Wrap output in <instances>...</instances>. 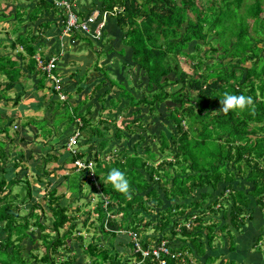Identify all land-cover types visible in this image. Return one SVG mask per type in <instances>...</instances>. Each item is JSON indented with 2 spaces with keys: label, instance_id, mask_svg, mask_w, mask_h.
<instances>
[{
  "label": "trees",
  "instance_id": "obj_1",
  "mask_svg": "<svg viewBox=\"0 0 264 264\" xmlns=\"http://www.w3.org/2000/svg\"><path fill=\"white\" fill-rule=\"evenodd\" d=\"M31 1L34 7L25 21L21 13L14 14L16 39L10 42L0 37V47L11 46L14 50L16 44H20L29 57L32 71L36 65L33 56L39 35H28L29 31L19 33L20 26L28 20L35 23L50 9H59L54 7L52 0ZM91 1L96 4L93 8L101 12H115V16L104 22L100 42L107 35L108 24L115 23L122 30L120 46L108 47L106 51L113 54V67L117 71L98 68L105 75L96 84V89L101 92H97V96H80L79 87V93L71 100L72 86L57 76L66 98L61 100L58 91L47 86L50 98L47 106L53 108V122L28 120L22 125L33 124L36 136L28 134L25 137L27 132L22 135L18 125L13 129L14 135H10L9 128L13 127L14 120L3 116L0 110V135L12 143L22 142L23 147L15 153L12 147L6 150V141L0 138V223L3 234L0 264H77L75 256H55L56 252L66 253L69 245L77 240L85 247L83 251L90 259L89 264H160L150 254L143 257L141 252H135L130 237L127 242L129 254L115 250L112 240L123 231L136 232L142 249H150L153 244L165 240L171 252L181 254L178 260L170 255L162 256L164 264H182L183 261L185 264H194V261L202 264L200 257L212 250L216 242L226 241L228 252L236 251L235 231L242 233L244 225L256 217L257 210L264 213V0L250 3L245 0H203L199 5L197 0H98L99 5L95 0ZM77 12L82 15V11ZM9 18L0 16L4 24H9ZM40 26L44 28L48 23L41 22ZM3 33L9 31L5 29ZM210 33L215 37V43L208 40ZM191 44L196 49L188 52ZM204 45L209 47L202 55ZM103 46L96 48L101 50ZM181 56L193 61L190 74L181 68ZM227 56L230 60L224 62ZM211 59L213 62H209ZM17 62L12 55L0 54V75L8 79L1 91L10 90L18 79ZM129 68L137 71L131 78L139 80L142 86L144 84L142 90L139 88V97L120 83L122 72ZM36 70L41 75L39 82L43 87L46 74L42 69ZM56 70L57 61L53 73ZM137 73L141 75L139 79ZM176 84L178 88L168 89L169 85ZM113 88L121 89L120 93L114 94ZM3 92L0 99L6 97ZM225 93L250 96L252 104L244 110L224 113L221 99ZM167 102L174 105L169 117L175 131L170 137L165 131L160 132L157 153L151 150L149 143L143 145L144 148L138 143L131 154H128L127 146H109L111 140L123 137V130L116 128L110 136V128L102 120H95L97 113L106 121L105 117L121 116L129 120L125 127L132 132L131 126L143 120L140 115L143 108L155 115ZM75 131H79V138L73 155L67 150V142ZM93 137L99 140L94 143L90 140ZM54 139L57 142L49 146ZM83 139L85 142H81ZM139 140H143L142 134H139ZM85 143L89 148L81 150L80 146ZM48 150H52L50 155ZM107 154L111 155L109 160L104 158ZM158 156L159 161L155 164ZM77 158L93 164L95 181L88 168L73 169L71 175L65 174L62 178L68 181L70 193H82L80 179L88 180L92 193L100 191L92 208L97 214L101 233L96 239L98 242L108 238V245L96 244L94 236L85 245L80 235L71 237L76 228L72 222L77 215L70 214L67 207L59 203L58 198L62 196L56 194L55 187L43 196L47 199V212L35 202L26 214L20 215L15 203L17 198L24 202L32 199L29 174L36 175L39 181L45 176L50 179L51 175L56 177V168L48 170L46 164L49 161L63 163L69 160L73 163ZM29 166L33 168L32 173H29ZM112 168L126 174L130 182L129 193L115 190L107 181ZM8 174L11 177L7 178ZM14 185L23 187L25 194L21 196L16 192L13 195ZM90 193H87L88 197ZM155 208L160 209L155 221L144 216ZM90 213L91 210L84 225ZM47 218L51 221L50 226L44 222ZM69 223V229L61 234ZM260 228L264 230V223ZM35 229L40 231L38 241L43 250L38 254V248L29 249L26 254V241L32 240L31 231ZM262 237L264 235L259 234L255 245ZM111 248L114 251L111 252ZM229 259L225 257L219 264H237ZM215 260L209 255L203 264Z\"/></svg>",
  "mask_w": 264,
  "mask_h": 264
},
{
  "label": "rangeland",
  "instance_id": "obj_2",
  "mask_svg": "<svg viewBox=\"0 0 264 264\" xmlns=\"http://www.w3.org/2000/svg\"><path fill=\"white\" fill-rule=\"evenodd\" d=\"M7 1L9 0H2L1 1V5L4 6L5 3H7ZM31 1V0H30ZM71 4H74V7L76 9V2L77 0H68ZM79 1V5L82 6H87L88 3H91L92 5V1L91 0H78ZM203 0H197L196 3H198V5L202 2ZM214 1H219V0H214ZM253 0H245L246 3H250ZM205 2V1H204ZM9 5V4H8ZM12 8H14V13H21L23 15V20H26V14L23 13V11L21 10L20 6L18 4L15 5H11ZM9 7V6H8ZM8 7H5L4 10H6ZM8 10V9H7ZM85 11L83 10L81 12V16H86L87 14H84ZM6 14V12H5ZM84 14V15H83ZM191 15V14H190ZM115 15H110L108 17H106V20L113 17ZM192 16V15H191ZM105 20V21H106ZM1 26V24H0ZM103 26H105V23H103ZM109 24L107 27V35H105L104 37V41L106 43H108L109 37L112 35L111 31L113 32V36L115 35L116 38H113L114 41L117 43L118 46H120V37L122 34V30L115 24V23H111V26L109 28ZM22 27V25L20 26V28ZM1 28V27H0ZM264 33V30H263ZM0 37L5 38L4 41H7L8 35H6L3 32H0ZM208 40L211 42L215 43V37L210 33L208 36ZM97 43L93 44L94 46ZM208 45H204L203 46V50L201 52V54L203 55V53L208 49ZM4 49H7L8 52H12V48L11 46H5ZM196 49V46L194 44H191L188 47V52H193ZM2 50H0V54H1ZM8 52H7V56H8ZM201 55V56H202ZM16 59V58H15ZM17 60V59H16ZM213 59L209 60V62H213ZM230 58L227 56L224 59V62H229ZM234 61V60H232ZM192 60L190 58H185V57H180V61L179 64L181 66V68L186 71V73L190 74L192 72ZM246 65H249V62L246 63ZM137 72L135 71V68L131 69H126L125 72H122V75L120 76L119 80L120 83L125 85V87L130 90L132 93L135 94L136 97L141 96L140 90H142L144 88V84L143 86L140 84L141 82H137V79L134 81L131 78V75ZM138 74V73H137ZM141 77V75L138 74V79ZM170 77H173L172 75ZM178 84L176 85H169L168 89L170 90H174L176 88H178ZM140 88V90H139ZM116 91L114 92V94L120 93L121 89H116L113 88ZM9 94L12 96L13 92H9ZM64 95V94H63ZM15 96V95H14ZM66 97V96H65ZM25 99H23L24 101ZM72 100V99H71ZM2 101H0V110L1 112L4 113L7 112L8 113H12L11 112V102L8 103V105L2 106ZM173 103L171 102H167L165 104H162L161 107V112H156L155 115H153V113L148 112L147 108H143L141 111V117H143V120L137 124H134L131 126V129L133 130L132 132L130 130H127L125 127V124L129 122V120L123 119L121 118V116L119 118H109V117H105L108 119V121H106L105 119H103V117H99V113L96 114V119L95 120H102L104 125H107L110 128L111 134L110 136L114 135L115 129L116 128H120L123 130V137L119 140V139H115V140H111L110 142H108L109 146L111 145V147L113 145H119L121 148H124L125 146L128 147V154H131V152L133 151V149L137 146L138 147V143L139 145L143 147V145H146V143H149V146L151 144V150L157 153V146L159 145L158 143V136L160 134V132L163 130L165 131V133L167 134L168 137L171 136V134H174V124L172 122V119L169 117V112L170 110L173 108ZM105 116V115H104ZM111 120V121H110ZM18 121V120H17ZM15 122L14 124L18 123ZM188 121L186 120L184 122V124L187 126ZM142 124V125H141ZM13 125V124H12ZM14 127H10L9 128V133L10 135L13 134ZM139 134L143 135V140L140 141L139 140ZM91 141H98L99 138L97 137H93L92 139H90ZM146 140V142H145ZM143 141L145 143H143ZM57 142V139H54L53 141H51L50 143H48L49 146L54 145ZM81 142H85V140H81ZM95 143V142H94ZM134 145V146H133ZM148 145V144H147ZM140 147V148H141ZM89 148L88 143H85L83 146H80L81 150H86ZM95 148H97V144L95 146ZM126 150V149H124ZM161 150V149H160ZM52 150H48L47 153L50 155ZM105 151H108V148H105ZM170 151V150H169ZM171 152V151H170ZM62 154V153H61ZM121 156V154H119V157ZM105 160H109L111 158V155L107 154L105 157ZM168 159L170 160L171 157H168ZM159 161V156L158 158H156L154 160L155 164H157ZM93 166V164H92ZM57 168L56 171L54 172L56 174V177L51 175L50 179L45 176L42 178L41 181H39L36 177V175H30L29 174V181H30V190H31V197L32 199L30 200V202H24L22 201L20 198H17V200L15 201V203L19 206V214L20 215H24L27 213V209L29 208V206L31 205V203H40L42 205V207L45 209V211L47 212V199L46 197H43L45 195V193L51 189V188H57V192L56 194H59L58 201L59 203H61L62 205H65L67 207V209L69 210L70 214H75L77 215V218L74 222V224H76V228L73 230V234L71 235V237H75V236H81L83 238V244H87L91 241V236H94L95 238V243L98 244L99 243H104L106 245H108L109 239L105 238L103 241L99 240L97 242L96 238H99L101 236V233L98 231V225L99 223L96 221V217L97 214L95 213V211L93 212V207L95 206L96 201L99 199L100 197V191L96 192V193H92V189L90 184L88 183V180H85V182L80 179V182H82V188L83 191L82 193H70L68 191V181L64 180L62 178L63 175H67V174H72V171L74 169V166L72 165V163L68 160V162H63L60 163L59 161H49L46 164V168L48 170H51L53 168ZM17 171H14V173ZM20 175H21V171H20ZM11 177V175H7V178ZM52 178V179H51ZM98 187V185H97ZM222 187V185L220 186ZM24 188L23 187H17V185L13 186V195L17 192L19 193L21 196L25 194V191H23ZM89 194V197L87 196ZM162 195V194H161ZM166 204H169L168 201H166ZM91 210L90 216L88 221L85 223V225L83 224L84 221L86 220V217L88 216V212ZM160 209L155 208L153 211H151V214L148 213H144L145 217H148L150 220L155 221V219L158 218V212ZM258 212L256 213V217L252 220V221H248L244 227L242 228V233L235 231L236 233V241H237V248L236 251L234 252H228L227 247H226V241H224L223 243L221 242H216L213 245V249L212 250H207L206 255L200 257V260L203 264L204 259L211 255L212 257H215L216 260L211 263V264H219L221 260L225 259V257H229V260H235V262L237 264H264V237L261 238V240H258V243H256L257 245H255V242L257 241V237L259 236V234L264 235V230L263 228H260L262 226V223H264V213L262 212V210H257ZM262 212V213H261ZM45 223H47L49 226L51 225V221L50 219H45L44 221ZM1 225L2 223H0V238L3 236L2 231H1ZM70 223L66 224L64 226V228L60 231L61 234H63L64 232H66L69 227H70ZM206 232V231H204ZM152 233V232H150ZM40 235V231L39 229H35L33 231H31V238L32 240H28L26 241L27 246L26 249L24 250V252L27 254L29 249H36L38 248L40 251H38L37 253L40 254V252L43 250V248L41 246H39L40 241H38ZM117 237L114 238L113 241V247L115 248V250L119 251V253H122L123 255L129 254L130 250L128 251L127 248V242H128V238L130 237L128 235L127 232H122V233H117L116 235ZM35 240V242H34ZM83 248L80 245V241L77 240L73 243H71L69 245V249H67V252L64 253L63 251L61 252H56L55 256L58 255H63V254H68L70 257H74V260L77 264H89L90 259L87 257L86 253L83 251ZM114 248H111L110 251H114ZM36 253V251H34ZM200 262V263H201ZM121 264H123L121 262ZM182 264H185L184 261L182 262ZM194 264H196V262L194 261Z\"/></svg>",
  "mask_w": 264,
  "mask_h": 264
},
{
  "label": "crops",
  "instance_id": "obj_3",
  "mask_svg": "<svg viewBox=\"0 0 264 264\" xmlns=\"http://www.w3.org/2000/svg\"><path fill=\"white\" fill-rule=\"evenodd\" d=\"M1 1L2 0H0V16L11 18L8 19L9 24H4V22L0 20V32H4L5 29L8 30L9 33H7L6 35H8L9 38H7V40L11 42L12 40L14 41L16 39V35L18 34L15 33L16 24L14 22H16V17L14 15V8H12L11 5L18 4L23 13L26 14V18L30 11L33 9L34 5H32V1L30 0H9L7 1L9 5L5 3V5L2 6ZM95 1L98 3V5L100 4L98 0ZM94 5L96 4L91 5V3H88L87 6L81 7L79 5V1H77L76 9L80 11L84 10L85 12H87L84 14H88L96 10L95 8H93ZM5 7H8V10H4ZM57 9H59V11L50 9L48 12H45L43 17L38 19L35 23L30 22L29 20L24 22L22 24V27L20 28L19 33L29 31L28 35H39L38 40L35 43L37 51L34 54L33 58L35 60L37 58H40L44 62H47L52 57L57 59V70L54 74L58 76L61 81L63 79L66 83H68L69 87L72 86V89L70 91L72 100L75 99L76 94L79 93V91L77 90L79 87H81V92L79 94L80 96H83L84 94L97 96V94H99L101 91L99 89H96L98 88L96 84L105 78L103 70H100L98 68H110L114 69L115 72L117 71L113 67V54H109L106 52L110 47H119L113 39L116 38V34L113 36V32L110 29L112 35L110 36L108 43L104 41V37L100 42V39L102 38L101 35L97 38L90 33H84L82 31H75L69 35H63L62 28L64 12L61 8ZM41 22H47L48 26L42 28V26H40ZM94 28L95 25H91L92 33L94 32ZM3 40H5V38H3ZM90 42L92 43L89 44ZM93 43L97 44L94 46ZM102 44H104L103 49L98 50L96 47ZM0 50H2L1 54L4 55H6L8 52L7 49H4L2 47H0ZM20 52H23V55H18V53ZM8 55H12L17 59L18 62L16 67L19 77L10 90L3 92L1 91V89L4 87V84L8 82V79L6 76L2 74L0 75V94L3 92L6 96L5 98H1L0 101H2V106L6 107L10 102L12 105V113H8L6 110L3 116L13 119L14 123L18 120V123H13L12 126H20L22 135H25L24 132L26 131L27 133L25 137L28 136V134H31L30 136H36L34 132L35 127L33 124L27 123L24 126L22 125L25 122H28V120H33L34 122L39 123L48 119L47 121L49 123L53 122V108L47 106L49 98V91L47 89V86L50 85L52 87L53 83L46 76L43 83L44 86H40L39 80L41 79V75L37 72L36 68H38L39 70H41V68L38 66L36 60V65H34L33 70H30L28 64L29 57L24 52L20 44H16V49L12 50V52H8ZM9 92H13V95L11 96ZM23 99L25 100L23 101ZM0 138L3 141H6V150L12 147V152L14 151L15 153L20 148H23L21 147L22 142L20 141H15L14 143H12L9 140H5L2 135H0ZM37 139L43 140L41 139V137H37ZM28 141L29 140L27 139L26 143H28ZM36 143H38L39 145L41 142ZM27 145H29V143ZM22 163L28 165V162L26 161H22ZM29 167V173H32L33 168L31 166Z\"/></svg>",
  "mask_w": 264,
  "mask_h": 264
},
{
  "label": "built area",
  "instance_id": "obj_4",
  "mask_svg": "<svg viewBox=\"0 0 264 264\" xmlns=\"http://www.w3.org/2000/svg\"><path fill=\"white\" fill-rule=\"evenodd\" d=\"M53 4L56 8H61L64 12L63 17V28L62 34L69 35L75 31H82L84 33H90L95 37H100L101 29L103 27L105 12H101L100 10H94L90 14L86 16H81L74 7V4H71L68 0H53ZM101 18L100 21L98 19ZM91 25H95L94 32H91ZM38 66L45 72L46 76L53 83L54 89L58 91L59 98L64 100L66 97L61 92L60 88V79L54 75L53 70L56 68L57 59L52 57L47 62H43L40 58H37ZM79 138V131H75L68 139L67 142V150L71 152L73 155L76 153L75 146L77 145V141ZM72 165L74 166L75 171H80L84 168H88L90 171V176L93 181H95L94 169L92 164L89 162H85L81 159H76ZM128 235L131 240L134 242V251L141 252L142 256L145 257L147 255H152L160 264H164L165 260L162 258L164 255H170L178 260L180 258L179 252H171V250L167 246V242L162 240L160 243H155L151 246L150 249H142L139 243V237L136 232L128 231ZM130 264H135L134 262Z\"/></svg>",
  "mask_w": 264,
  "mask_h": 264
},
{
  "label": "clouds",
  "instance_id": "obj_5",
  "mask_svg": "<svg viewBox=\"0 0 264 264\" xmlns=\"http://www.w3.org/2000/svg\"><path fill=\"white\" fill-rule=\"evenodd\" d=\"M96 10H99V9H96ZM104 12L106 14L104 22L106 20V17L109 14L110 15L115 14V12L112 10L109 12L107 11H104ZM100 20L101 18L98 19V21ZM221 104H222V111L224 113L229 112V110H236V109L244 110L245 108H247L249 105L252 104V97L245 96L243 94L235 95L231 93H225L224 98L221 99ZM106 179L108 182L111 183V185L113 186L115 190L122 192V193H129V189H130L129 179L127 178L126 174L120 169L112 168L110 172L108 173Z\"/></svg>",
  "mask_w": 264,
  "mask_h": 264
}]
</instances>
